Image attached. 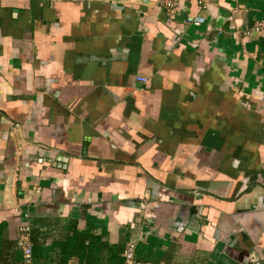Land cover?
<instances>
[{
	"label": "crops",
	"instance_id": "obj_1",
	"mask_svg": "<svg viewBox=\"0 0 264 264\" xmlns=\"http://www.w3.org/2000/svg\"><path fill=\"white\" fill-rule=\"evenodd\" d=\"M204 4L0 0V263L264 264V0Z\"/></svg>",
	"mask_w": 264,
	"mask_h": 264
},
{
	"label": "built area",
	"instance_id": "obj_2",
	"mask_svg": "<svg viewBox=\"0 0 264 264\" xmlns=\"http://www.w3.org/2000/svg\"><path fill=\"white\" fill-rule=\"evenodd\" d=\"M161 4L168 10L169 13H173L177 9V0H159ZM205 0H199L201 4H204ZM205 5V4H204ZM206 6V5H205ZM206 20L202 16L194 18V23L200 25ZM264 23L260 22L255 30H263ZM18 248L22 251L23 260L20 264H34L33 255H34V246L31 238V229L29 226L23 227L21 229V234L18 239ZM123 257L125 264H145L143 261L138 259L136 253V244L129 243L123 251ZM260 263V261H257ZM264 263V261H262ZM2 264V263H0Z\"/></svg>",
	"mask_w": 264,
	"mask_h": 264
},
{
	"label": "water",
	"instance_id": "obj_3",
	"mask_svg": "<svg viewBox=\"0 0 264 264\" xmlns=\"http://www.w3.org/2000/svg\"><path fill=\"white\" fill-rule=\"evenodd\" d=\"M141 1H146V0H141ZM60 159V158H59ZM66 157L65 158H63L62 160H60V161H65L66 162Z\"/></svg>",
	"mask_w": 264,
	"mask_h": 264
}]
</instances>
